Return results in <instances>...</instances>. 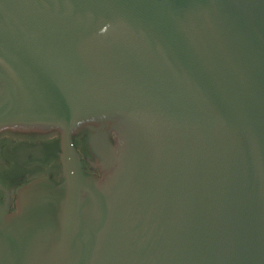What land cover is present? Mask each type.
I'll use <instances>...</instances> for the list:
<instances>
[{"label":"water","instance_id":"1","mask_svg":"<svg viewBox=\"0 0 264 264\" xmlns=\"http://www.w3.org/2000/svg\"><path fill=\"white\" fill-rule=\"evenodd\" d=\"M6 129L64 182L0 205V264H264V0H0Z\"/></svg>","mask_w":264,"mask_h":264},{"label":"flooded vegetation","instance_id":"2","mask_svg":"<svg viewBox=\"0 0 264 264\" xmlns=\"http://www.w3.org/2000/svg\"><path fill=\"white\" fill-rule=\"evenodd\" d=\"M91 130L79 129L72 135V143L80 157L85 177H101L91 156L89 138ZM61 139L57 130H13L0 131V183L10 190L0 191V205L9 201V211H16L17 190L41 178H49L61 185Z\"/></svg>","mask_w":264,"mask_h":264}]
</instances>
